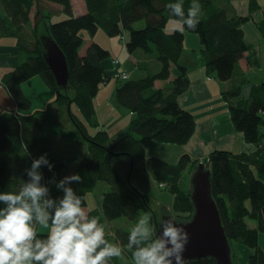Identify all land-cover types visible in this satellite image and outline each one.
<instances>
[{
	"label": "trees",
	"instance_id": "trees-1",
	"mask_svg": "<svg viewBox=\"0 0 264 264\" xmlns=\"http://www.w3.org/2000/svg\"><path fill=\"white\" fill-rule=\"evenodd\" d=\"M83 1L86 13L74 15L70 0H0V37L15 38L17 50L26 57L23 63L1 78L0 86L6 89L18 111L26 113L32 105L22 91V84L39 76L44 85L55 93L54 102L59 107L67 109L74 104L78 108L83 121L71 112L69 118L86 143V151L78 159L74 173L81 177V182L69 186L82 198V207L86 206V194L93 192L98 183L109 187L102 194L100 209L91 210L87 215L89 219L95 217L103 225V222L124 218L133 227L140 212L151 213L154 219L150 205L153 180L160 189L173 195L174 216L166 215L185 222L190 219L193 207L190 189L185 192L180 181L188 167L195 170L197 161L191 160L187 154L181 155L175 164L156 157L146 158L144 144L155 141L183 146L194 133L196 122L193 115L178 104L179 96L189 87L187 69L178 63L186 33L198 37L200 50L193 52L202 59L205 72L219 82H227L247 50L242 26L248 19L227 17L220 3L230 0H198L201 11L197 28L166 33L165 26L169 21L166 5L178 0ZM192 2L183 0L185 14ZM33 10L40 20L42 16L45 20L60 13L67 19L53 24L49 22L45 35L39 39L33 33H25ZM258 10L260 7L256 0H250L249 14ZM44 12L48 14L42 15ZM138 22L144 23L140 30L134 28ZM258 27L264 36V19ZM99 28L109 38L128 32L127 52L142 50L145 54H154L161 66L157 73H147L139 80L124 81L116 88L118 107L134 115L128 132L123 135H112L103 128L98 129L100 124L93 105L100 86L110 79L104 69V63L111 61L110 53L93 43L83 56L79 54L83 45L81 33L87 31L94 36ZM47 37L54 40L65 58L68 68L65 88L57 87L43 59V39ZM171 74L173 79L168 88H155V81L166 82ZM241 89L240 83L233 85L222 93V98L227 104L234 130L256 150L247 155L214 150L202 163L209 164L211 196L231 247V258L232 243H237L249 251L244 264H264V252L258 242L259 235L264 234V116L261 115L264 113V81L251 85L245 98ZM43 114V111H36L19 117L11 115L0 121L2 192H16L19 182L28 179L25 170L31 166L30 156L38 159L43 155L53 167L51 171L47 167L40 168L41 183L49 188L51 198H60L55 183H49L53 178L57 182L53 157L49 152L55 143L47 133ZM87 124L91 129H97L93 135L88 132ZM23 125L35 128L39 137L23 134ZM3 207L0 204V208ZM247 220L254 221L256 228L249 229ZM154 223L156 230L159 222L155 220ZM129 233L119 228L113 235H105V239L120 245L132 259V251L126 247ZM37 235L40 238L47 236L38 232ZM109 264H122L121 257L113 258ZM186 264L215 262L201 258Z\"/></svg>",
	"mask_w": 264,
	"mask_h": 264
},
{
	"label": "crops",
	"instance_id": "crops-1",
	"mask_svg": "<svg viewBox=\"0 0 264 264\" xmlns=\"http://www.w3.org/2000/svg\"><path fill=\"white\" fill-rule=\"evenodd\" d=\"M249 2L250 0H230V2H225L222 4L223 8L227 12V15L230 17H250V19L247 20V22H245L242 26V30L244 32V43L247 50L235 65V70L230 81L219 82L214 78L213 75L205 72L202 61L198 60L196 54H194V52H191V50L187 48L186 44V39L187 41L190 40L192 41V43H194V49L192 51L197 49L200 50L199 40L194 35H185L184 46L178 63L179 65L184 66L187 69L189 87L186 92L179 96L178 104L182 109L193 115L196 122L194 133L187 144L183 146L166 144V146L160 145L162 147H154L156 145H153L151 143L153 141H148L144 144V152L146 156V153L148 151L149 153L158 155L155 157H160L161 155V159L169 162V164H175V161H178L181 155L187 154L191 158V160L197 161L198 165V163L205 160V158H207L208 155L214 150L246 155L256 150L253 145L245 143L241 133H238L234 130L231 124L227 104L222 98L223 92L227 91L233 85H238L239 83L242 85V97L245 98L249 94V87L251 85H258L264 81V36L258 27L264 19V0H256L257 4L260 7V10L251 15L249 14ZM74 15L76 14L74 13ZM16 45L17 41L15 38L0 37V80L4 75L13 71L14 68L25 61L26 57L17 50ZM136 51H134L132 55ZM79 54L81 56L84 55L80 52ZM143 54L144 56H146L145 53ZM143 58L144 57L140 56L139 59H132L131 61L137 70L140 69V72L136 73V77H138L137 80L145 78L147 73H157L161 69V66L159 64L154 69V71L151 70L149 64L145 62ZM182 58H187L185 59V63H180V60H182ZM111 59L119 61L118 59L112 57V55ZM145 67L148 68L147 71H145ZM104 69L110 77L114 74L111 73V61L104 63ZM118 71L121 73H126L128 77L130 76L129 73L124 71L121 65H119ZM143 71L145 72V74L143 73ZM172 79L173 76L171 74L168 81L165 82L163 80H157L155 81L154 86L155 88L165 90V88L169 87V82H171ZM37 80L38 79L35 77L33 80L30 79V85L38 84ZM115 88V86L112 87L110 96H114L113 92ZM22 91L26 97L24 89H22ZM99 92L100 91L98 90L95 98L93 99L96 120L100 124L98 129L102 127L101 124L103 125L105 123L106 125L103 127V129L108 131V133L112 135H115L117 133L120 135L126 134L128 132L129 123L134 119V115L124 109H120L119 107H117L118 105L113 106V103L115 101L113 103L111 102L112 96L109 100H105V98H103V100L99 104H97L95 99L98 98ZM47 94L48 95L46 99H44L42 103L35 105V107L31 104V110H35L34 112L43 111L46 115V124L49 120L50 114H53L57 117V126H60V129L61 127L62 129H64V125L68 124L70 127L66 125L65 126L72 135L71 137H73L74 143L78 147H80L79 152L77 151L73 153L74 148H72V141L63 139L60 130L49 133L52 141L55 143V146L53 147L54 149L52 150L51 147L50 151L53 157L57 182H59L65 176H70L75 173V171L77 170L78 159L86 151V144L82 140L76 128L73 126L72 122H70L71 120L65 119L63 115L65 107H59L54 102L55 96H53L52 93L49 92ZM45 105H47L46 109L44 108ZM7 110L10 113H16L18 111L16 104L10 98L6 89L0 86V121H3L5 118H7L6 116H4L6 115ZM18 113L22 115H30V111L27 113L18 111ZM76 116L82 120L81 117H79L78 115ZM87 130L90 134H92L96 132L97 129H91L88 126ZM262 132H264V129H262ZM58 139H63L62 146L64 147V150L62 148L61 151L59 150L57 146ZM148 149H153V151H149ZM67 150H69V153H67ZM192 171V167H188L182 174L180 182L183 190L186 189L185 179H191ZM152 181L153 180H151V186ZM106 186L104 185V183L100 182L97 184L93 192L86 194V206L83 208L87 215L93 209H100L101 197L104 193L103 189L109 188L108 186V188ZM59 191L60 198H62L63 192L61 190ZM0 193H2L1 189ZM162 199H168L170 201V204L169 202H165L162 208L165 211H170V205L171 208L173 205V198L164 196L162 197ZM103 225L105 229V235H113L115 230L110 227V223L103 222ZM36 231L38 233L48 234L49 229L44 228L43 226H37ZM258 242L260 247L264 251V234L259 235ZM243 252L247 254V250Z\"/></svg>",
	"mask_w": 264,
	"mask_h": 264
},
{
	"label": "clouds",
	"instance_id": "clouds-1",
	"mask_svg": "<svg viewBox=\"0 0 264 264\" xmlns=\"http://www.w3.org/2000/svg\"><path fill=\"white\" fill-rule=\"evenodd\" d=\"M174 31H194L199 24L201 5L193 0L185 14L183 0L166 5ZM53 165L45 156L34 159L26 169L16 192L0 193V264H109L120 257L122 247L105 239V229L97 218H88L82 198L69 186L81 182L78 174L55 179L62 198L50 197L41 183L39 169ZM151 213H144L130 230L126 247L133 264H186L184 252L189 235L171 219H162L157 233L150 224ZM49 229L45 238L36 227Z\"/></svg>",
	"mask_w": 264,
	"mask_h": 264
},
{
	"label": "rangeland",
	"instance_id": "rangeland-1",
	"mask_svg": "<svg viewBox=\"0 0 264 264\" xmlns=\"http://www.w3.org/2000/svg\"><path fill=\"white\" fill-rule=\"evenodd\" d=\"M70 1H71V5H72V8H73V12L76 15H80V14H85L86 13V8H85V4H84L83 0H70ZM222 4L223 3L221 1L220 5H222ZM33 12H34V10L31 13L30 23L25 27V33H27L29 35L31 33H33V35L36 38H39V39H40V37L42 35H45L46 27H48L47 25H48L49 22H51L53 24V23H57V22H60L62 20H66L67 19V16H65L63 13H60V14L51 15V17H49V18H47L45 20L43 18L44 16H42V20H40V19L36 18L35 13H33ZM47 14H48L47 12H44L42 15H47ZM227 17L228 18H236V17L237 18H242L241 16H236V17L227 16ZM244 18H247L248 20L250 19L248 16H245ZM245 26H247V25H245ZM143 27H144V23L143 22H138V23H136V25H134V28L136 30L137 29L140 30ZM173 31L174 30H173L172 24L168 21V23L165 26V32L166 33H171ZM83 32L84 33H82L81 35H82V38H83L84 42H83L82 48L80 49V53L85 54L86 49L93 43L99 45L101 48H103L104 50H106V51H108L110 53V57L112 55V57H114V58L119 60V61H116L115 59H111V73L112 74L113 73H119L118 67H119V65H121V67H123L124 71L129 73V75H130L128 80H132V81L137 80L138 77H136V73L140 72V69L137 70L131 61H132V59H136V60L139 59L140 56L144 57L143 58L144 61L149 64V67L153 71L157 67V65H159V62L156 61L155 56L153 54H151V55L150 54H146V56H144V54H143L144 52L142 50H137L133 55H132V53L129 54L127 52V50H126V42H127L128 38H129V33L128 32H124L123 31L122 35H119V36L113 37V38H109L106 35V33L103 32L100 28L97 30V32L95 33L94 36H91L87 31L86 32L83 31ZM188 35H194L198 39L197 35H195V34H188L187 33L186 36H188ZM186 44H187V48L189 50H191V52H193L192 50L194 49V47H193L194 43H192V41H190V40L187 41V39H186ZM114 49L116 51V54H115ZM185 59H187V58H182V60H180V63H185L186 62ZM198 60H202V59H200L198 57ZM143 73L145 74L144 71H143ZM35 78L38 79L37 81H38L39 85L38 84L30 85V81H27L24 84H22V89H24V91H25L26 99H28L34 107H35V105H38V104L42 103L44 101V99H46V97L48 95L47 93L50 92V93L53 94V96H55V93L50 91L44 85L43 81L41 80V78L39 76H37ZM33 79H31V80H33ZM123 82L124 81L117 80V79L113 78V75H111L110 79L108 81H106L105 84H102L100 86V88H99L100 92L98 94V98L95 99L97 104H99L103 100V98H105V100H109L111 98V96H112V95L110 96V91H111L112 87L115 86L116 88H118V87H120V85ZM116 88L114 89V92H113L114 96H112V98H111V102L112 103L115 101L113 103V106H116L118 104L117 101H116V97H115ZM46 107H47V105H45L44 108L46 109ZM67 109L65 108L64 113H63L65 119H68V120L70 119L69 118V112L81 117L78 108L74 104H72L71 106L67 107ZM29 111H30V114H32V112H34L35 110H31L30 109ZM11 115H12V117H19L20 114L18 113V111L16 113H10L7 110L6 115H4V116L8 117V116H11ZM24 115H27V114H24ZM43 115H44V117L46 116L45 114H43ZM56 119H57L56 116H54L53 114H50L49 120H48V122L46 124L47 125V127H46L47 133H51V132H55L57 130H60L61 133H62V138L63 139H67V140H71L72 141V148H74L73 153L77 152V151L79 152L80 147H78L74 143L73 137H71L72 135L70 134V132L68 131V129L66 127V126H68V127H70V126L68 124H65L66 126L64 125V129H62V127L60 129V126H57L58 121ZM105 125H106L105 123L103 125L101 124V126H102L101 128H103ZM22 129L24 131L23 134H25V135H29V136H31L33 138L39 137L38 136L39 133L33 127H29V126L23 125ZM94 133H92V135ZM25 137H27V136H25ZM63 139H58L57 140V146H58L60 151H61V148L64 150V147L62 146ZM151 143L153 145H156L154 147H162L160 145H165L166 146V144H161V143L155 142V141H153ZM53 149L54 148L52 147V150ZM148 150L149 151H151V150L153 151V149H148ZM49 152H50V155H51L50 149H49ZM67 153H69V150H67ZM146 154H147L146 158H150V156L151 157L158 156V155H154V153H149L148 151H147ZM150 154H152V155H150ZM33 158H34V156H30L31 163L34 160ZM156 158L161 159L162 157L160 155V157H156ZM176 162L177 161H175V163ZM200 163H202V162H200ZM196 165H197V163H196ZM190 176H191V173H190ZM180 186H182V185L180 184ZM185 187H186L185 192H188L189 189H190V179H188V178L185 179ZM103 190H104L103 192H106V191L109 190V188L108 189H103ZM161 196L162 197L167 196V197H172L173 198L172 194H170L168 191L160 189L158 184L156 182L152 181V186H151V198H152V201L150 202V205H151V210H152L153 214L155 215L153 217H154V219L157 222L160 221L161 217L164 216V214L165 215L166 214H171V215L174 216V213H173V210L171 208V205H170V211H165L164 209H162L163 205L165 204V202H167V203L169 202V204H170V201L168 199L167 200L166 199H162ZM159 203H161V204H159ZM167 209H169V208H167ZM143 215H144V212H140L139 218H141ZM154 219L151 218V221H150V224L153 227H154V224H155L154 223V221H155ZM109 223H110V227L113 230H117V229L122 227L123 229L130 231L133 228L132 224L129 223L124 218H120V219L111 221ZM246 223H247V227L249 229L256 228V224H255L254 221L247 220ZM258 239H259V237H258ZM243 249H245V250H243ZM246 250H247V254L245 252H243V251H246ZM248 252H249L248 249L243 247L241 244L232 243L233 264H244L245 259L248 256ZM122 253L123 254L120 256L121 257V263L122 264H133V260L129 259L128 255H126L127 253H125V251L123 249H122Z\"/></svg>",
	"mask_w": 264,
	"mask_h": 264
},
{
	"label": "water",
	"instance_id": "water-1",
	"mask_svg": "<svg viewBox=\"0 0 264 264\" xmlns=\"http://www.w3.org/2000/svg\"><path fill=\"white\" fill-rule=\"evenodd\" d=\"M43 59L50 70L57 87L65 88L68 82V68L65 58L51 38L43 39ZM209 164L199 163L190 179V201L193 212L189 220L179 222L164 215L156 224L160 230L162 219H171L183 227L189 235L184 252L185 262L201 258L213 259L215 264H233L231 247L224 233L216 204L211 196Z\"/></svg>",
	"mask_w": 264,
	"mask_h": 264
},
{
	"label": "built area",
	"instance_id": "built-area-1",
	"mask_svg": "<svg viewBox=\"0 0 264 264\" xmlns=\"http://www.w3.org/2000/svg\"><path fill=\"white\" fill-rule=\"evenodd\" d=\"M113 78L117 79V80H121V81H126L128 80V75L126 73H114L113 74Z\"/></svg>",
	"mask_w": 264,
	"mask_h": 264
},
{
	"label": "bare ground",
	"instance_id": "bare-ground-1",
	"mask_svg": "<svg viewBox=\"0 0 264 264\" xmlns=\"http://www.w3.org/2000/svg\"><path fill=\"white\" fill-rule=\"evenodd\" d=\"M261 115L264 116V113L262 112ZM197 166H198V165H196L195 170H196ZM195 170H194V171H195ZM194 171L192 172V174L194 173Z\"/></svg>",
	"mask_w": 264,
	"mask_h": 264
}]
</instances>
